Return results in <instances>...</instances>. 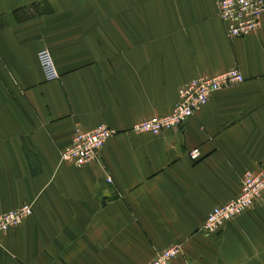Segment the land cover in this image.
I'll use <instances>...</instances> for the list:
<instances>
[{
	"label": "crops",
	"instance_id": "crops-1",
	"mask_svg": "<svg viewBox=\"0 0 264 264\" xmlns=\"http://www.w3.org/2000/svg\"><path fill=\"white\" fill-rule=\"evenodd\" d=\"M234 67L244 80L182 126L130 131L168 113L184 82ZM101 123L116 133L99 162L60 160L76 126ZM261 167L264 15L231 38L217 0H0V211L32 205L0 234V264H147L174 243V264H264V203L200 229Z\"/></svg>",
	"mask_w": 264,
	"mask_h": 264
},
{
	"label": "built area",
	"instance_id": "built-area-1",
	"mask_svg": "<svg viewBox=\"0 0 264 264\" xmlns=\"http://www.w3.org/2000/svg\"><path fill=\"white\" fill-rule=\"evenodd\" d=\"M217 12L227 36L242 38L259 28L264 15V0H217ZM37 59L46 80L58 78L48 49L38 50ZM243 80L244 76L236 67L212 76H196L179 87L177 101L168 113L139 120L133 124L130 131L156 135L165 129L180 127L207 103L213 92ZM115 133V129L104 123L90 129L76 126L70 143L59 150L60 160L77 167L99 162L101 147ZM188 155L196 161L201 154L198 148H194ZM106 180L112 181L109 175ZM255 203H264V167L257 171L245 170L240 176L238 194L223 204L213 206L200 229L205 233L218 232L227 221L234 219ZM31 214L32 205L28 202L7 211H0V234L18 226ZM181 254L182 245L174 243L157 251L147 264H174Z\"/></svg>",
	"mask_w": 264,
	"mask_h": 264
}]
</instances>
